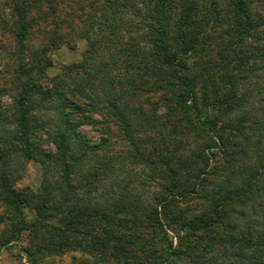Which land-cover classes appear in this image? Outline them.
Wrapping results in <instances>:
<instances>
[{"label":"trees","instance_id":"16d2710c","mask_svg":"<svg viewBox=\"0 0 264 264\" xmlns=\"http://www.w3.org/2000/svg\"><path fill=\"white\" fill-rule=\"evenodd\" d=\"M5 2L0 251L24 242L29 264H264V0ZM40 26L51 37L33 51ZM63 28L86 49L49 77L47 54L72 48ZM16 158L40 165L36 189L17 187ZM137 177L160 193L135 194Z\"/></svg>","mask_w":264,"mask_h":264},{"label":"rangeland","instance_id":"374dc122","mask_svg":"<svg viewBox=\"0 0 264 264\" xmlns=\"http://www.w3.org/2000/svg\"><path fill=\"white\" fill-rule=\"evenodd\" d=\"M33 2L35 0H32ZM65 2V0H63ZM6 2L3 0L1 3L2 7H0V15L4 13L2 18L5 20L6 23H10V15L7 13V7H5ZM66 12L70 11V8L65 9ZM52 28L51 27H43L40 26L38 29H34L30 35V37L27 40V47L28 49L33 48V51H36L41 47L45 40L51 37ZM61 34L65 35L68 34V38L71 37V39H67V41H70V44L72 48H68L67 46H62L58 50L51 51L47 54L48 60L50 62V68L47 69V75L49 77H52L56 75L64 66H69L74 63H78L81 60V56L86 49V43L84 40L78 39L75 37L70 29L63 28L60 31ZM15 47L11 41V37L4 33V31L1 29L0 26V88L4 85L3 82H8L12 75L13 66L12 61L9 60L8 57L5 56L4 51H14ZM32 51V50H31ZM12 59V58H11ZM13 60V59H12ZM144 96V95H143ZM156 100L154 96H151V98L147 99V101H140L142 105L145 108H148L149 105L147 102H152ZM2 105L5 107L10 103V99L6 96H3L1 98ZM10 128L9 126H7ZM114 127H112L113 129ZM97 128H91V127H83L81 128V131L88 136L92 141H97L98 139V132L96 131ZM115 143L117 144L116 135L113 137ZM18 159V158H16ZM18 164H21L22 166H18V164L14 163L13 169L18 171V178L16 179V185L19 189H23L25 187L36 189L41 182V176H42V169L40 165L36 162H24L21 158H19L17 161ZM128 170L132 169V165L129 164L127 166ZM136 173L139 168H135ZM138 172H141L143 174H146L147 171L144 172L141 171V169L138 170ZM141 182V181H140ZM139 178L132 179L129 183V186L133 189L134 193L141 195L143 198L150 199L153 193H160V188L158 186H155L153 182H150L146 179L145 185H140ZM143 183V181L141 182ZM10 214L9 210H6L3 206L0 205V214ZM3 224L0 222V233L2 231ZM26 247V243L22 242L19 244H13L7 248H3L0 251V264H29L27 257L23 253V249ZM80 255L75 253H66L62 256H56L52 258H45L44 262L42 264H78ZM84 258V257H82ZM86 259V258H84ZM88 262V260H86Z\"/></svg>","mask_w":264,"mask_h":264}]
</instances>
